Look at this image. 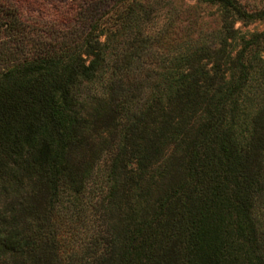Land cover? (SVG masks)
Masks as SVG:
<instances>
[{"label": "trees", "instance_id": "16d2710c", "mask_svg": "<svg viewBox=\"0 0 264 264\" xmlns=\"http://www.w3.org/2000/svg\"><path fill=\"white\" fill-rule=\"evenodd\" d=\"M200 1L0 0V264H264V10Z\"/></svg>", "mask_w": 264, "mask_h": 264}, {"label": "rangeland", "instance_id": "374dc122", "mask_svg": "<svg viewBox=\"0 0 264 264\" xmlns=\"http://www.w3.org/2000/svg\"><path fill=\"white\" fill-rule=\"evenodd\" d=\"M175 20V32L177 36L182 35L188 28H207L218 25L216 7L200 0H170ZM244 8L250 12L264 10V0H239ZM165 10H163L164 12ZM161 21V20H160ZM235 26L241 33L264 28L262 19L250 21H236Z\"/></svg>", "mask_w": 264, "mask_h": 264}]
</instances>
